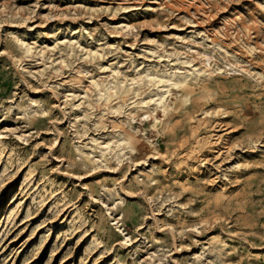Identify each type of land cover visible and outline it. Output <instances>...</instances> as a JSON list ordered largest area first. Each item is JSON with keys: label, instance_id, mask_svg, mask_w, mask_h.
I'll list each match as a JSON object with an SVG mask.
<instances>
[{"label": "rangeland", "instance_id": "obj_1", "mask_svg": "<svg viewBox=\"0 0 264 264\" xmlns=\"http://www.w3.org/2000/svg\"><path fill=\"white\" fill-rule=\"evenodd\" d=\"M0 264H264V0H0Z\"/></svg>", "mask_w": 264, "mask_h": 264}]
</instances>
